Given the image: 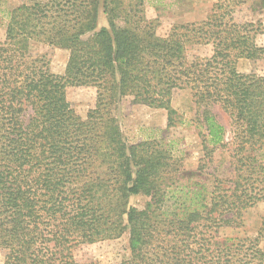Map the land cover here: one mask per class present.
I'll return each mask as SVG.
<instances>
[{"label": "trees", "instance_id": "obj_1", "mask_svg": "<svg viewBox=\"0 0 264 264\" xmlns=\"http://www.w3.org/2000/svg\"><path fill=\"white\" fill-rule=\"evenodd\" d=\"M246 3L264 6L216 0L205 20L164 37L144 0H32L9 12L0 39V264H102L76 259V250L126 233L129 256L116 264H264L263 228L219 235L264 199L255 185L264 182V75L237 68L241 58H264L260 25L236 17ZM33 41L69 51L63 74L32 54ZM191 45L212 53L190 57ZM84 86L97 90L86 118L68 99L70 87ZM178 90L200 108L210 152L230 142L210 110L229 114L230 180L181 182L175 173L184 170L161 142L127 143L114 113L119 98L166 109L172 127ZM134 196L147 198L142 208Z\"/></svg>", "mask_w": 264, "mask_h": 264}, {"label": "rangeland", "instance_id": "obj_2", "mask_svg": "<svg viewBox=\"0 0 264 264\" xmlns=\"http://www.w3.org/2000/svg\"><path fill=\"white\" fill-rule=\"evenodd\" d=\"M25 1L32 0H0V39H5L6 24L9 12ZM216 0H144L146 17L156 23V32L159 36H167L174 25L187 24L205 20ZM236 17L239 21H253L260 25L257 33V42L264 46V6L257 5L252 8L249 4L239 7ZM105 25L104 16H100L99 28ZM31 52L36 57H44L48 66L54 73L63 74L69 58V51L43 42L33 41ZM210 45L188 46L190 57L211 55ZM237 68L242 73L254 72L264 75V58L249 60L241 58ZM97 90L95 87H70L68 99L73 108L82 118H86L89 110L96 103ZM177 111L176 125L167 126L168 112L163 108L150 107L146 104L135 102L133 96L119 98L115 116L129 145L145 140H157L168 149L172 156L175 168L184 170L175 174L181 182L187 178L194 182L210 187L215 176L231 179L235 176L234 153L235 145L232 143L233 126L229 114L218 105L210 111L227 130L225 147H218L209 151L205 135L207 132L200 120V108L195 104L189 90H178L174 93L171 102ZM199 120V121H198ZM210 146V145H209ZM210 148H212L210 146ZM262 152V151H260ZM258 151V163L264 165V154ZM205 160V161H204ZM205 163V164H204ZM202 167V169H200ZM261 179H264L262 175ZM264 181V180H263ZM256 186L263 187L264 182L256 181ZM147 198L134 196L130 203L142 208ZM264 229V199L258 201L253 207L247 209L242 217L240 226H223L219 229L220 238L225 237H253ZM259 246L264 250V230L262 231ZM129 256L128 234L117 239L103 240L92 244H85L76 250V259L82 262H99L102 264L120 263ZM4 260V252L0 250V263Z\"/></svg>", "mask_w": 264, "mask_h": 264}]
</instances>
